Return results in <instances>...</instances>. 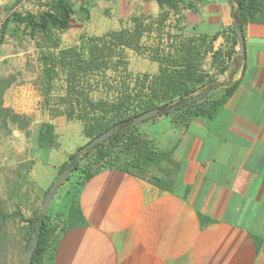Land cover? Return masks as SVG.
<instances>
[{
  "label": "crops",
  "instance_id": "1",
  "mask_svg": "<svg viewBox=\"0 0 264 264\" xmlns=\"http://www.w3.org/2000/svg\"><path fill=\"white\" fill-rule=\"evenodd\" d=\"M118 1L126 16V4L134 0ZM135 2L138 14L159 16L156 0ZM231 13L230 0H181L175 16L188 38L216 37L213 51L234 52L231 65L237 53ZM243 36L240 66L218 75L225 82L216 81L209 92H218L212 102L222 100L209 118L176 124L171 115H160L139 131L156 151L169 154V190L109 168L87 180L76 171L58 189L50 208L59 226L73 201L83 223L58 233L51 264H264V24H247ZM209 57L212 52L204 59ZM139 62L133 72L157 75V63ZM7 89H0L1 102ZM72 148L37 150L28 172L39 192L35 205Z\"/></svg>",
  "mask_w": 264,
  "mask_h": 264
},
{
  "label": "trees",
  "instance_id": "2",
  "mask_svg": "<svg viewBox=\"0 0 264 264\" xmlns=\"http://www.w3.org/2000/svg\"><path fill=\"white\" fill-rule=\"evenodd\" d=\"M35 1L43 2L45 10L37 16L29 13L25 15L10 13L2 24L0 45L4 31L9 24L23 25L33 38L36 35L39 36L46 44V49L52 48L56 51V54L44 53V48L37 44L42 50L40 61L43 66V94L48 95L51 92L56 70L60 69L65 76V97L61 101L67 104L66 117L70 119L75 115L78 120L82 121L84 123L83 133L90 141L110 128L116 129L113 136L77 157V159L85 158L91 153L94 154L83 168H80L76 161L64 183L68 182L70 176L76 171H79L82 180H87L94 172L109 168L146 179L160 190H169L172 185V172L165 167L166 164L171 163L169 154L156 151L151 141L139 132L137 127L139 124H133L131 119L146 111L165 107L175 108L161 112L158 116L172 115L173 122L176 124H183L198 117L209 118L222 100L203 101L217 85L216 80L212 79L202 68L206 53L212 52V66L218 75H223L228 71L232 72L240 66L242 61L237 62L235 54L230 65L229 62L234 52L213 51L212 41L216 37L209 41L205 37L191 38L179 48L166 54L160 53L157 49L152 51L147 59L158 64L157 75L152 77L143 75L142 81L136 80L134 86L137 88H131L126 84L127 61L124 52L129 49L143 56L140 42L146 29L142 27L141 18L131 19L133 23L131 29L121 28L118 31L88 38L84 47L61 48L56 33H63L70 28L72 17L75 15L70 0ZM156 2L160 14L155 21L149 22L148 29L153 25L161 26L167 20L170 10L178 13L181 0H156ZM231 6L232 18L239 24L242 33L249 23L264 24V0H232ZM10 8L8 7L7 11L10 12ZM80 10L88 20V10L82 6ZM233 34L235 45H237L234 26ZM80 40L85 39L81 37ZM108 71L119 78V85L115 87L114 101H91L85 88L79 86V81L90 79L95 75L105 78ZM88 90L90 91L91 87H88ZM233 90V86L227 88L224 98L231 95ZM76 108H78L77 113ZM98 113L100 115H97ZM3 114L4 118L11 116L12 122L18 120V117L13 115L9 109H3ZM55 139L53 125L43 123L38 138V148H57ZM74 155L75 153L68 156L67 162L59 169L57 176ZM79 184L80 182L73 185L72 190L76 191V186ZM14 216L20 217L18 213ZM20 220L23 221L21 217ZM25 222L28 225L25 250L31 234L36 233L37 237V246L30 264H51L52 249L58 233L64 231V228L82 224L83 218L73 201L69 206L68 217L63 227L54 223L46 213L43 217H36L35 213Z\"/></svg>",
  "mask_w": 264,
  "mask_h": 264
},
{
  "label": "rangeland",
  "instance_id": "3",
  "mask_svg": "<svg viewBox=\"0 0 264 264\" xmlns=\"http://www.w3.org/2000/svg\"><path fill=\"white\" fill-rule=\"evenodd\" d=\"M70 3L75 11L70 28L63 33H56L61 48L84 47L90 37L101 36L119 28H133L131 20L133 17L143 20L142 27L146 29L140 42L143 56L129 49L124 52L127 61L126 84L131 88L135 87L137 79L142 81L143 75H147L133 72L143 65L140 64V59L147 60L156 49L162 54L174 51L191 39L183 33L178 22L180 18H176V13L171 10L161 26L153 25L148 29L149 22L156 19L152 20L151 15L147 13L138 14L139 9L135 0L127 2L126 16L123 15V6L118 0H70ZM81 6L91 14L88 20L80 10ZM8 7H11L10 12L7 11ZM43 10H45L43 2L35 0H0V35L2 24L10 13L21 15L29 13L37 16ZM81 37L85 40L81 41ZM37 44L44 48V53L56 54L54 49H46V44L39 36L33 38L23 25H7L0 45V89L8 88L4 95L5 102L0 101V215L2 216L0 217V264L22 263L28 239V225L25 222L27 219L23 215H30L32 218L40 209L44 199L42 194L40 204L35 205V197L39 192L35 190L28 176L36 152L40 149L38 138L41 125L43 123L53 125L51 121L55 119L56 125L53 127L58 146L54 150H59L63 146H72L71 154H74L90 141L83 133L84 123L75 115L70 119L66 117L67 104L61 101L65 97V76L60 69L56 70L51 92L48 95L43 94V66L40 61L42 50ZM130 63L132 70L129 69ZM211 63L210 57L203 60V70L208 74L211 71ZM209 75L220 84L225 82V78H219L217 72ZM118 85L119 78L111 71L107 72L105 78L95 75L90 79L79 81V86L85 88L89 99L93 102L114 101L115 87ZM88 87H91L90 91ZM217 95V90L212 91L203 101L212 102ZM3 103L6 104L4 108ZM3 109L11 110L18 120L12 122L11 116L4 118ZM137 127L140 131L145 127V123ZM93 155L91 153L85 158H78L76 161L79 167H85ZM53 207L50 208L49 205L46 214L54 223H58L59 216L53 212ZM15 213H18L23 221L20 217L14 216Z\"/></svg>",
  "mask_w": 264,
  "mask_h": 264
},
{
  "label": "water",
  "instance_id": "4",
  "mask_svg": "<svg viewBox=\"0 0 264 264\" xmlns=\"http://www.w3.org/2000/svg\"><path fill=\"white\" fill-rule=\"evenodd\" d=\"M232 0H230L231 2ZM234 30H235V35H236V40H237V53H236V61L237 62H241L243 60L244 57V36L243 33L239 27V24L234 21ZM175 107H171V108H155L149 111H146L144 113H141L135 117H133L131 119L133 124H140L146 120L152 119L154 117H157L161 112H167L170 109H174ZM116 133V129L115 128H110L108 131L104 132L103 134L95 137L94 139H92L91 141H89L88 143H86L83 147H81L80 149L77 150V152L75 153V155L71 158V160L68 162L67 166L62 170V172L55 178V180L53 181V183L51 184V186L49 187L48 191L46 192V195L42 201V204L40 206V209L38 210V212L36 213V217H43L44 214L46 213L49 205L51 204V201L53 199V197L56 195L58 189L62 186V184L65 182V180L67 179V177L70 175L77 157L83 153H85L86 151L94 148L95 146H97L98 144L102 143L103 141L107 140L108 138H110L111 136H113ZM37 246V237H36V233H32L30 240L27 244L26 247V251H25V255L24 258L22 260L21 264H30L35 248Z\"/></svg>",
  "mask_w": 264,
  "mask_h": 264
}]
</instances>
